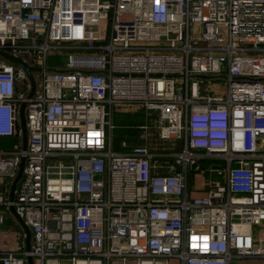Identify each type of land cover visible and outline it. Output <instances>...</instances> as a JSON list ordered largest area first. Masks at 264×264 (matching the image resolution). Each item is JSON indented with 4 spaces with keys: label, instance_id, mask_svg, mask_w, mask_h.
Listing matches in <instances>:
<instances>
[{
    "label": "built area",
    "instance_id": "2783aa9c",
    "mask_svg": "<svg viewBox=\"0 0 264 264\" xmlns=\"http://www.w3.org/2000/svg\"><path fill=\"white\" fill-rule=\"evenodd\" d=\"M0 50L36 81L30 96L27 70L0 55V138L19 140L0 150V179L25 158L0 206L32 234L0 264L264 257V0H0ZM218 77L227 90L211 94L201 82ZM129 104L158 112L163 147L111 149L114 107ZM191 172L219 178L192 196Z\"/></svg>",
    "mask_w": 264,
    "mask_h": 264
},
{
    "label": "rangeland",
    "instance_id": "374dc122",
    "mask_svg": "<svg viewBox=\"0 0 264 264\" xmlns=\"http://www.w3.org/2000/svg\"><path fill=\"white\" fill-rule=\"evenodd\" d=\"M107 43V42H105ZM68 50L63 49L53 52L48 56V65L52 68H63L66 66V55ZM209 90L211 94H222L227 90V79L218 77L211 80H202L201 82ZM114 129L112 130V143L111 149L116 152H127L130 148L138 145H150L153 148L163 147L162 141L158 139V124L159 114L157 111H150L138 104H129L114 107L113 117ZM3 140L5 149H12L19 143V140L14 138H5ZM127 143L125 148L122 143ZM184 145V140L177 142L174 146L175 149H180ZM109 149V147H108ZM202 167L224 166L225 160L203 159L201 161ZM197 176L196 172L190 173V187L197 190L199 193H204L206 184L209 179L217 180L219 177L210 172L201 173ZM6 211L4 206H0V211ZM10 214V213H8ZM7 215V214H6ZM6 218V217H5ZM5 227L20 228L15 221L6 219ZM260 235L264 238V225L256 226ZM238 259L233 258L231 264H237ZM169 264H179L177 258H170Z\"/></svg>",
    "mask_w": 264,
    "mask_h": 264
},
{
    "label": "crops",
    "instance_id": "0c3cea01",
    "mask_svg": "<svg viewBox=\"0 0 264 264\" xmlns=\"http://www.w3.org/2000/svg\"><path fill=\"white\" fill-rule=\"evenodd\" d=\"M1 139H5V138H0V150L5 149L4 146L6 145V144L3 145L4 142ZM13 181L14 180L0 179V191L7 189V195L9 197L11 195V188ZM189 190L192 196L203 194V193H199L201 192V190L197 192V190L192 189L191 187L189 188ZM0 213H2L6 217L5 221L2 224H0V255H3L4 253L10 250L21 251L26 249L27 232L24 226L19 221V219L12 213L11 209H6V211L2 210L0 211ZM7 218L11 221H15L16 224L20 226V228H15L14 230H12L11 228L9 229L8 227H5ZM237 259H238L237 264H264V257L246 256V257H238Z\"/></svg>",
    "mask_w": 264,
    "mask_h": 264
},
{
    "label": "water",
    "instance_id": "95a60500",
    "mask_svg": "<svg viewBox=\"0 0 264 264\" xmlns=\"http://www.w3.org/2000/svg\"><path fill=\"white\" fill-rule=\"evenodd\" d=\"M0 55L6 57L8 59L13 60L14 62L23 66L27 70L28 75L31 78L32 84H33V89H32L31 94H30V96H32L35 92V89H36V81H35V78L32 74V70L35 68L29 67L22 59L17 58L15 56L9 54L8 52L3 51V50H0ZM20 119H21V128L23 131V145H24V148L26 149L27 148V142H28V131H27V125H26V118H25V104H23V106L21 108ZM24 164H25V158H23V161L21 163L18 175L16 176V178L13 181L12 188H11L10 200H14V198H15V189H16V186H17V184H18V182L22 176ZM10 209H11L12 213L19 219V221L24 226V228L26 229V232H27L26 249H27V251H30L31 250V238H32L31 230L25 224L23 219L20 218L19 215L16 213L15 207L11 206ZM27 264H33V258L31 255H28V257H27Z\"/></svg>",
    "mask_w": 264,
    "mask_h": 264
}]
</instances>
